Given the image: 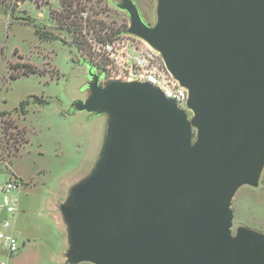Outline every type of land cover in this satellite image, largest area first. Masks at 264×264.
<instances>
[{
  "label": "water",
  "instance_id": "1",
  "mask_svg": "<svg viewBox=\"0 0 264 264\" xmlns=\"http://www.w3.org/2000/svg\"><path fill=\"white\" fill-rule=\"evenodd\" d=\"M115 5L186 88L190 112L146 81L101 85L84 63L89 93L71 108L106 123L60 205L65 261L264 264V233L230 231L232 196L264 165V0H156L152 25L132 0Z\"/></svg>",
  "mask_w": 264,
  "mask_h": 264
},
{
  "label": "rangeland",
  "instance_id": "2",
  "mask_svg": "<svg viewBox=\"0 0 264 264\" xmlns=\"http://www.w3.org/2000/svg\"><path fill=\"white\" fill-rule=\"evenodd\" d=\"M62 1L0 0V159L21 184L13 224L19 248L8 264H93L65 261L68 231L60 205L93 166L105 116L77 111L71 103L89 93L85 62L103 76L100 84L106 83L105 56L92 43L131 38L125 32L129 18L116 7L119 0H65L71 5ZM132 1L142 20L152 25L156 0ZM67 9L65 22L75 32L54 18ZM35 26L54 37L39 38ZM21 62L41 73L20 74ZM230 208L232 234L238 226L264 233V165L256 185L237 188Z\"/></svg>",
  "mask_w": 264,
  "mask_h": 264
},
{
  "label": "built area",
  "instance_id": "3",
  "mask_svg": "<svg viewBox=\"0 0 264 264\" xmlns=\"http://www.w3.org/2000/svg\"><path fill=\"white\" fill-rule=\"evenodd\" d=\"M126 34L131 38L115 37L92 43L95 50L105 56V81H146L189 113L186 106L187 90L166 69L160 53L140 37ZM99 76L100 79L103 78L102 75ZM20 188L19 179L0 159V264H8V259L19 248L13 224L20 210Z\"/></svg>",
  "mask_w": 264,
  "mask_h": 264
},
{
  "label": "trees",
  "instance_id": "4",
  "mask_svg": "<svg viewBox=\"0 0 264 264\" xmlns=\"http://www.w3.org/2000/svg\"><path fill=\"white\" fill-rule=\"evenodd\" d=\"M71 1V0H70ZM68 1L66 2L65 0H63L62 2L63 3H66L68 5H71L72 3ZM64 9V7H63ZM67 12L65 14H61V16H54V18L60 23V25L63 26V24H66L67 23L65 22V19L70 15V11L67 9L66 10ZM67 30L71 31V32H75V27H71L69 24L66 26ZM34 32L37 34V36L41 39H45V40H49L51 38L54 37V35H52L51 33H47V32H40L37 28V26L34 27ZM75 42H76V45L78 47L81 46V41H79L77 39L76 36H73ZM20 65L22 66V69L20 71V74H28V73H41V69H38L36 66L30 64V63H27V62H21ZM18 74L17 73H11V77H17ZM27 103L26 99L25 100H22L19 104L20 106V109L21 110H24V105ZM26 110V109H25Z\"/></svg>",
  "mask_w": 264,
  "mask_h": 264
},
{
  "label": "crops",
  "instance_id": "5",
  "mask_svg": "<svg viewBox=\"0 0 264 264\" xmlns=\"http://www.w3.org/2000/svg\"><path fill=\"white\" fill-rule=\"evenodd\" d=\"M105 116V115H104ZM105 123H106V116H105ZM105 125V124H104ZM104 131H105V126H104ZM99 132H100V129H99V127H98V129H97V133H96V137L98 136L99 137ZM94 136H95V134H94ZM103 136H104V132H103ZM102 140H103V137H102ZM101 144H102V141H101ZM100 148H101V145H100ZM100 148H99V150H100ZM98 153H99V151H98ZM98 153H97V155H98ZM96 155V156H97ZM96 158V157H95ZM22 245H24V243L22 244Z\"/></svg>",
  "mask_w": 264,
  "mask_h": 264
}]
</instances>
